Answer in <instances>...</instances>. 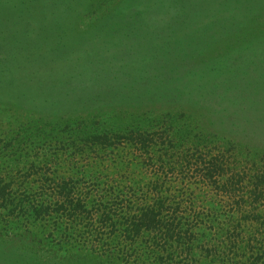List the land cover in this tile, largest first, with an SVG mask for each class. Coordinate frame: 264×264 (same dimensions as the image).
Here are the masks:
<instances>
[{
    "label": "rangeland",
    "instance_id": "obj_1",
    "mask_svg": "<svg viewBox=\"0 0 264 264\" xmlns=\"http://www.w3.org/2000/svg\"><path fill=\"white\" fill-rule=\"evenodd\" d=\"M0 264H264V0H0Z\"/></svg>",
    "mask_w": 264,
    "mask_h": 264
},
{
    "label": "trees",
    "instance_id": "obj_2",
    "mask_svg": "<svg viewBox=\"0 0 264 264\" xmlns=\"http://www.w3.org/2000/svg\"><path fill=\"white\" fill-rule=\"evenodd\" d=\"M131 131L130 133H132ZM121 136H126L122 134ZM133 136V135H132ZM138 140L141 141V144L146 146H152V161L157 160L158 162H165V157L171 154V158H174V153L171 152L174 148H179L178 142L173 138H168L165 133H149L146 130L142 133H138ZM126 138V137H125ZM168 138V141H167ZM158 142L163 143L162 148L159 147ZM157 148V149H156ZM145 149V147H144ZM179 160V158L177 159ZM182 160V159H181ZM180 160V161H181ZM213 164V167H216V163ZM210 164V165H211ZM217 169V168H216ZM213 174V171L209 172V175ZM156 176V177H154ZM152 179L149 181V185L146 186L147 190L144 194V199L141 200V203H138L135 206H129L130 202L126 204V201H123V205L126 207L125 211H128V217H120L119 219H124L125 222L121 225H125V231L130 233L128 236L132 238H136L140 236L143 232H158L163 227L166 229L165 233L169 240H172L177 232V226L182 221V219H176L177 214L176 210L172 211V205L170 202L175 195L171 192L170 188H165L162 184L161 178L154 175ZM64 187L62 188V193L65 191H71L70 187L74 189L76 188V182L71 179L68 181L64 180L62 182ZM69 189V190H68ZM144 193V191H143ZM171 194V195H169ZM169 203V204H168ZM71 207L74 206L75 213L85 214L80 212L81 206L80 203H75L74 201H70ZM118 204V203H115ZM172 216L173 220L166 222L165 218L167 215ZM112 222L113 226L116 228L117 223H113V214L109 213L104 215L103 220L101 222ZM179 221V222H178ZM178 240V239H177ZM133 241V240H132ZM179 241L183 242L179 237Z\"/></svg>",
    "mask_w": 264,
    "mask_h": 264
}]
</instances>
